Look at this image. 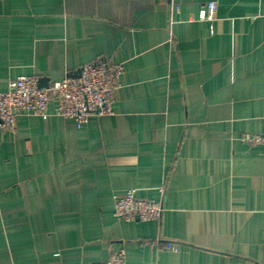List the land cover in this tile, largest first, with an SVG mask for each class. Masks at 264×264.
<instances>
[{
  "label": "crops",
  "instance_id": "1",
  "mask_svg": "<svg viewBox=\"0 0 264 264\" xmlns=\"http://www.w3.org/2000/svg\"><path fill=\"white\" fill-rule=\"evenodd\" d=\"M208 1L0 0V91L123 66L112 114L0 131V264H264V0ZM130 189L162 217L115 216Z\"/></svg>",
  "mask_w": 264,
  "mask_h": 264
},
{
  "label": "built area",
  "instance_id": "2",
  "mask_svg": "<svg viewBox=\"0 0 264 264\" xmlns=\"http://www.w3.org/2000/svg\"><path fill=\"white\" fill-rule=\"evenodd\" d=\"M217 1H208L201 8L198 19L212 20L216 16ZM180 9V6H177ZM123 66L105 58L82 65L77 75L39 84L35 75H21L9 82L8 89L0 91V131H15L21 115L47 117L50 105L54 114L73 120L78 127L93 117L114 112L122 84ZM241 140L250 145L264 146V133H246ZM164 211L160 200L137 195L135 189L115 197L114 214L126 221L159 220ZM100 264H126L125 250L119 249Z\"/></svg>",
  "mask_w": 264,
  "mask_h": 264
},
{
  "label": "water",
  "instance_id": "3",
  "mask_svg": "<svg viewBox=\"0 0 264 264\" xmlns=\"http://www.w3.org/2000/svg\"><path fill=\"white\" fill-rule=\"evenodd\" d=\"M39 84L41 85V86H45L46 84L45 83H43V82H39Z\"/></svg>",
  "mask_w": 264,
  "mask_h": 264
}]
</instances>
